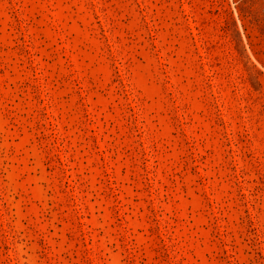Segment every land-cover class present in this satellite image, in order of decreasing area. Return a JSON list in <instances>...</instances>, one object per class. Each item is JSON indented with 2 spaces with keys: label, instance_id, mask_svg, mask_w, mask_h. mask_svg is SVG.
<instances>
[{
  "label": "rangeland",
  "instance_id": "obj_1",
  "mask_svg": "<svg viewBox=\"0 0 264 264\" xmlns=\"http://www.w3.org/2000/svg\"><path fill=\"white\" fill-rule=\"evenodd\" d=\"M0 264H264V0H0Z\"/></svg>",
  "mask_w": 264,
  "mask_h": 264
}]
</instances>
